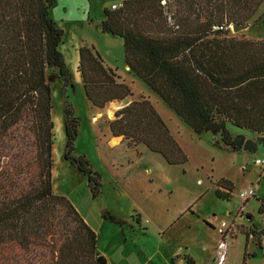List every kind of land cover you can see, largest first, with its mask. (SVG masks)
Returning <instances> with one entry per match:
<instances>
[{
	"label": "trees",
	"instance_id": "obj_1",
	"mask_svg": "<svg viewBox=\"0 0 264 264\" xmlns=\"http://www.w3.org/2000/svg\"><path fill=\"white\" fill-rule=\"evenodd\" d=\"M162 1L124 0L117 10H103L98 28L122 41L129 72L195 137L209 134L218 138L215 147L238 153L245 138L233 136L230 126L264 146V41L228 36L234 26L263 25L264 13L254 16L264 0H172L170 17ZM52 6L53 0H0V264H96L94 229L51 191V86L71 78L59 52L63 32L49 18ZM76 72L95 109L132 96L92 49L78 50ZM107 126L112 137L130 148L144 146L168 166L188 162L144 98L117 111ZM78 127L66 105L63 159L86 178L96 199L101 176L83 155L73 156ZM214 188L216 199L229 202L230 182L220 179ZM257 202L262 211L264 201ZM101 218L126 225L107 211ZM250 230L257 231L249 227L245 235Z\"/></svg>",
	"mask_w": 264,
	"mask_h": 264
},
{
	"label": "rangeland",
	"instance_id": "obj_2",
	"mask_svg": "<svg viewBox=\"0 0 264 264\" xmlns=\"http://www.w3.org/2000/svg\"><path fill=\"white\" fill-rule=\"evenodd\" d=\"M123 1L53 0V6L49 10L50 20L63 32L59 52L71 76L67 85L58 82L51 86L52 109L50 116L53 125L51 191L55 196L66 197L90 227L93 229L103 228L105 237L106 229L118 228L101 218L105 211L117 219L126 221L127 226L119 228V234L122 238L126 237L127 243L120 245L116 250V245L106 246L103 239H97L98 251L96 259L105 252L110 263L116 261L118 256L123 258L130 254L134 255V259L137 261L136 264H187L188 262L183 260V256L187 255H191L195 261H205L207 253L203 251L204 245L215 244L216 234L213 232L215 229L212 225H210V228L205 225L207 221L203 216L215 212L213 210L217 209L216 205H211L206 200L198 201L193 209L196 212L194 216L190 213L186 214L173 226L174 230L172 232L168 230L163 235H158V232H162L158 221L154 219L146 220L149 226H146L148 230L143 232L138 229V221H136L135 215L130 218V206H134V200L131 196H126L125 199L121 196L119 199L112 195L114 188L112 175L114 171L110 168L107 157L98 154L96 140L101 133L108 132V130H105L108 129L106 126L109 121L114 120L115 113L112 106L108 104L97 115L90 117L87 107L88 102L84 96L79 75L76 72L78 50L86 48L92 49L97 53L104 66L114 71L117 77L130 89L131 100L136 101L141 97L146 98L167 129L169 127L171 131L176 133L177 126L180 127L178 129V139L185 148L189 159L184 179H178L173 174L167 175L161 168L158 171L155 170V180L159 184L160 189L170 188L172 191L170 197L172 203L169 204V210L173 206L175 213L182 211L197 192L202 191L203 194L208 189L211 190V186L207 187L209 181H206V177L215 178L220 175H227L234 183L231 202L233 205H239V208L244 204L241 209L243 216H240V218L247 223V228L254 227L249 225V218H251L257 229L258 227H264V209L259 211L260 203L257 202V198H261L264 201V174H262L263 170L253 164L254 160L264 159V146L256 144L254 147L255 152L243 151L239 154H232L230 151L223 152L216 149L217 147L213 145L214 138L209 134L201 136L200 139L195 138L189 128L156 95L139 79L127 73L124 64L122 41L102 34L98 28L104 18L103 10H111L112 7H118ZM161 6L167 17L173 14L175 5L172 0H163ZM249 25H246V27ZM254 33H264V27L254 26L246 32L240 31L238 33H233L229 29L228 36L242 38L240 37L241 35L246 36ZM66 105L71 107L74 117L79 120L73 156L84 155L94 166L93 169L101 176L100 194L96 199H93L90 194L86 178L63 159L65 147L64 108ZM90 109L91 111H96L93 108ZM228 129L229 132H241L254 136L252 133L232 127ZM182 172L181 170L180 173ZM260 176L261 188L259 192L257 191V198H250L244 203L239 198V194L255 188ZM137 203H141V201L139 200ZM147 204L145 205L147 206ZM245 213H249V215L245 217ZM210 216L207 217V220L212 223ZM160 224L162 223L160 222ZM123 229L125 231L124 235ZM235 229L238 230V228L234 227L233 231ZM239 231L245 232L246 228L239 229ZM263 236L264 234L261 235L259 241L262 240ZM96 238L98 237L96 236ZM103 245L104 249H102ZM235 251L233 258L227 260V264H243L242 252L244 247H242V250H236L235 246ZM248 251L244 264H264V251H257L255 241H250ZM110 254L115 255V257L110 258Z\"/></svg>",
	"mask_w": 264,
	"mask_h": 264
},
{
	"label": "crops",
	"instance_id": "obj_3",
	"mask_svg": "<svg viewBox=\"0 0 264 264\" xmlns=\"http://www.w3.org/2000/svg\"><path fill=\"white\" fill-rule=\"evenodd\" d=\"M264 13V4L260 6L258 11L256 12L254 19L259 18L262 14ZM258 27H264V24ZM253 27H246L243 31H248ZM242 39L246 40H252V41H264V33H259V34H252V35H241ZM239 38V37H237ZM126 68V66H125ZM127 73L133 76L129 70L126 68ZM114 72V71H113ZM115 73V72H114ZM116 75V74H115ZM117 76V75H116ZM136 78L135 76H133ZM119 83H123L121 79L118 77ZM132 97V96H131ZM131 97H128L127 99L121 101V102H113L110 105L112 106V109L114 113L117 111L121 110L122 108L128 106L130 103L134 102L131 100ZM143 98V97H141ZM140 99V98H139ZM138 99V100H139ZM146 99V98H144ZM136 100V101H138ZM147 100V99H146ZM90 117L92 118V115H97L98 112H101L102 110L95 109L90 106L88 103L87 105ZM90 108H93L96 111H91ZM108 128V126H106ZM228 126L227 128H229ZM177 132L174 133L173 131L170 130L168 127V131L172 138L176 141V143L179 145V147L182 149V151L185 153L187 156V153L185 152V148L180 144V141L178 139L179 135V130L180 127L177 126ZM235 129V128H234ZM108 130V129H105ZM183 130V129H181ZM229 130V129H228ZM192 133V132H191ZM230 133L233 136L236 135H242L245 138V141H250L252 143V146L255 147L256 143V138L257 136L254 135L253 137L249 134L245 133ZM193 135V134H192ZM207 135V134H205ZM194 136V135H193ZM195 137V136H194ZM198 138V137H195ZM214 138V137H213ZM96 139V138H95ZM200 139V138H198ZM213 141H216V138L213 139ZM97 142V150L99 155H103L107 157L108 162L110 164V168L114 171V174L112 175V184L114 186L112 190V195L115 198H121V196L126 198V196H131L132 199L134 200V206H130V218L135 215L136 221H138V229H141L143 232L147 231L148 228L146 226H149L147 224L148 219H154L159 222V226L162 230V232H158V235L166 233L168 230L172 232L174 229V225L186 214H188L190 211L193 216L196 214V212L193 210L196 203L200 200H206L207 203L211 205H216L217 209L213 210L215 212H211V214L203 216L206 218L205 220L209 225H212L215 230V244L210 245V244H205L204 245V252L207 254V258L205 261L199 260L195 261L191 255L183 256V260L187 261V264H213V258L215 256V250L220 242V236L217 233V227L221 223H227V224H232L234 227L238 228V230L235 229V231L232 234V238L226 240L227 245H229L227 252H226V257L224 264H227V260L229 258H233L235 255V246L236 250H242V247H244V251L242 252V259L243 255L248 254V247L250 240L248 237L245 235L246 232H240L239 229H245L247 228V223L243 222L242 218L240 216H243L241 214V209L244 207V204L239 208V205H233L231 202V197L229 202L225 201H220L215 198L214 196V183L220 179L226 180L230 182L233 186L234 183L232 182V179L227 176V175H220L215 178L212 177H206L207 187L211 186V190H207L205 193L202 194V191L197 192L186 204L184 209L179 212H174L173 211V206L172 209L169 210V204L172 203L170 201V197L172 195V191L170 188H164L163 190L160 189L159 184L155 180V170L158 171L159 168H161L167 175L173 174L175 177L178 179H184L183 177L186 175V169L189 164V159L188 162L185 165L182 166H168L164 160L157 154H152L149 152L144 146L138 145L136 147L130 148L127 146V142L123 141L121 138H114L110 135L109 130L108 132L105 131L101 133V135L98 136V139L96 140ZM220 151L227 152L228 150L222 149V148H216ZM243 151L241 150L238 153H232V154H239L242 153ZM84 156V155H83ZM85 157V156H84ZM86 158V157H85ZM188 158V157H187ZM87 160V159H86ZM88 161V160H87ZM89 162V161H88ZM89 164L94 167L90 162ZM197 167V166H196ZM196 167H193L195 169H198ZM181 170L183 171L182 173ZM262 174H264V170L262 171ZM261 188V180L257 182L255 188H253L254 191V197L257 198V191L259 192ZM260 199L261 198H257ZM127 200V199H126ZM141 201V203H137V201ZM144 200V201H142ZM146 203L147 206L145 205ZM193 203L191 206L190 204ZM77 211V210H76ZM183 212V213H182ZM79 214V213H78ZM241 214V215H240ZM80 215V214H79ZM211 215L210 218L212 223L207 220V217ZM249 213H245V217H247ZM115 217V216H114ZM81 218L85 221V219L81 216ZM129 218V219H130ZM249 220V219H248ZM123 221V220H122ZM250 223L249 225H255L249 220ZM86 222V221H85ZM126 222V221H124ZM160 222L162 224H160ZM87 223V222H86ZM87 225H89L87 223ZM162 225V226H161ZM90 226V225H89ZM127 226V225H125ZM123 227H118L116 229L109 228L108 230L106 229V237H105V230L103 228H95L94 232L96 236L98 237L97 239H103L106 246L114 244L116 245V250L119 248L120 245H125L127 243V239L122 238L119 234L120 229L119 228H124ZM209 228V227H208ZM256 228V227H255ZM256 230L262 231L264 234V227L256 228ZM124 231V229H123ZM238 231V232H237ZM125 231L123 232L124 235ZM145 235V234H144ZM261 239V237H260ZM260 242V247L259 249L257 246V251L258 252H263L264 251V236ZM104 245L103 248L104 249ZM98 251V250H97ZM102 251V250H101ZM100 251V252H101ZM104 251V250H103ZM131 253V251H130ZM129 253V254H130ZM251 253V252H250ZM257 253V252H256ZM106 260V264H136L137 261L134 259V255L130 254L129 256H124L123 258H120L118 256L117 260L110 263L109 258H107L105 252L102 253L100 256ZM115 257V255L110 254V258ZM122 260V261H121ZM138 260V259H137ZM173 260V259H172ZM171 260V261H172ZM140 261V260H139ZM170 261V262H171ZM169 262V263H170ZM146 264V263H145ZM168 264V263H167Z\"/></svg>",
	"mask_w": 264,
	"mask_h": 264
},
{
	"label": "built area",
	"instance_id": "obj_4",
	"mask_svg": "<svg viewBox=\"0 0 264 264\" xmlns=\"http://www.w3.org/2000/svg\"><path fill=\"white\" fill-rule=\"evenodd\" d=\"M120 6L118 7H112L111 10H117ZM213 30H222V28H217L214 27ZM253 164L258 167L260 170H264V159L262 160H254ZM254 197V191L253 189H249L246 192H242L239 194V198L242 201H248V199ZM234 230V226L232 224H227V223H221L219 227H217V233L220 236V242L218 243L216 250H215V256L213 258V264H224L225 257H226V252L229 247L227 245L226 240L232 238V234ZM258 231L250 230V232H247V237L250 241H256L257 236H258ZM261 236H259L260 239Z\"/></svg>",
	"mask_w": 264,
	"mask_h": 264
},
{
	"label": "water",
	"instance_id": "obj_5",
	"mask_svg": "<svg viewBox=\"0 0 264 264\" xmlns=\"http://www.w3.org/2000/svg\"><path fill=\"white\" fill-rule=\"evenodd\" d=\"M246 27H231L230 30H232L233 33H238L240 31H243ZM242 151L244 152H255L254 147L252 146V143L250 141H245L244 146L242 148ZM96 264H106V260L102 257H99L96 259Z\"/></svg>",
	"mask_w": 264,
	"mask_h": 264
},
{
	"label": "flooded vegetation",
	"instance_id": "obj_6",
	"mask_svg": "<svg viewBox=\"0 0 264 264\" xmlns=\"http://www.w3.org/2000/svg\"><path fill=\"white\" fill-rule=\"evenodd\" d=\"M255 243H256V241H255Z\"/></svg>",
	"mask_w": 264,
	"mask_h": 264
}]
</instances>
